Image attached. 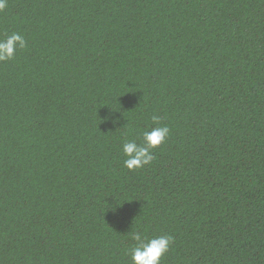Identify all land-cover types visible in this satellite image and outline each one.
<instances>
[{"label": "trees", "instance_id": "trees-1", "mask_svg": "<svg viewBox=\"0 0 264 264\" xmlns=\"http://www.w3.org/2000/svg\"><path fill=\"white\" fill-rule=\"evenodd\" d=\"M12 33L0 264H132L131 230L173 238L160 264H264V0H7Z\"/></svg>", "mask_w": 264, "mask_h": 264}, {"label": "clouds", "instance_id": "clouds-1", "mask_svg": "<svg viewBox=\"0 0 264 264\" xmlns=\"http://www.w3.org/2000/svg\"><path fill=\"white\" fill-rule=\"evenodd\" d=\"M7 6V0H0V12ZM27 43L19 33H12L6 39L0 40V61L14 57L16 49L25 48ZM162 118L152 115L151 120L157 126L143 131L141 142L136 139H126L122 143L121 151L125 159L123 166L130 171L149 165L154 159V149L164 143L170 134L167 125L159 124ZM116 209L113 208V211ZM135 246L130 249L132 264H160L162 256L169 250L173 238L168 235L148 236L146 232L131 230L129 232Z\"/></svg>", "mask_w": 264, "mask_h": 264}]
</instances>
